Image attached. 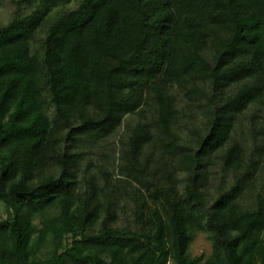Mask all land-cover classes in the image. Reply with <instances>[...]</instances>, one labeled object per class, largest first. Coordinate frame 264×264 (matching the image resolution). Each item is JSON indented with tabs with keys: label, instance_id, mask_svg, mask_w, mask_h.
<instances>
[{
	"label": "trees",
	"instance_id": "obj_1",
	"mask_svg": "<svg viewBox=\"0 0 264 264\" xmlns=\"http://www.w3.org/2000/svg\"><path fill=\"white\" fill-rule=\"evenodd\" d=\"M15 6L0 264H264V0Z\"/></svg>",
	"mask_w": 264,
	"mask_h": 264
},
{
	"label": "rangeland",
	"instance_id": "obj_2",
	"mask_svg": "<svg viewBox=\"0 0 264 264\" xmlns=\"http://www.w3.org/2000/svg\"><path fill=\"white\" fill-rule=\"evenodd\" d=\"M19 0H0V23H8L16 12L17 7L16 2ZM75 8V5H71ZM6 217L3 208L0 206V218L4 219ZM211 251V246L209 242L205 239L203 235H197L193 244L191 245V256L198 257L201 255H208ZM171 264V263H169Z\"/></svg>",
	"mask_w": 264,
	"mask_h": 264
}]
</instances>
